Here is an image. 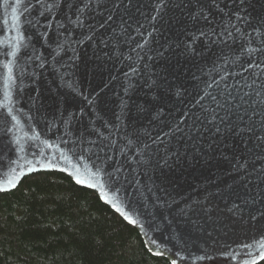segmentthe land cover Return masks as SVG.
Here are the masks:
<instances>
[{
	"label": "water",
	"instance_id": "obj_1",
	"mask_svg": "<svg viewBox=\"0 0 264 264\" xmlns=\"http://www.w3.org/2000/svg\"><path fill=\"white\" fill-rule=\"evenodd\" d=\"M43 171L172 264L263 260L264 0H0V192Z\"/></svg>",
	"mask_w": 264,
	"mask_h": 264
},
{
	"label": "trees",
	"instance_id": "obj_2",
	"mask_svg": "<svg viewBox=\"0 0 264 264\" xmlns=\"http://www.w3.org/2000/svg\"><path fill=\"white\" fill-rule=\"evenodd\" d=\"M0 264L172 263L94 190L43 171L0 192Z\"/></svg>",
	"mask_w": 264,
	"mask_h": 264
},
{
	"label": "snow or ice",
	"instance_id": "obj_3",
	"mask_svg": "<svg viewBox=\"0 0 264 264\" xmlns=\"http://www.w3.org/2000/svg\"><path fill=\"white\" fill-rule=\"evenodd\" d=\"M9 183H11V181H9ZM173 264H175V262H173Z\"/></svg>",
	"mask_w": 264,
	"mask_h": 264
}]
</instances>
